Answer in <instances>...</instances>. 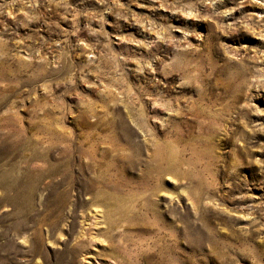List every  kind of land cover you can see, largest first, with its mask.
<instances>
[{
	"label": "rangeland",
	"instance_id": "rangeland-1",
	"mask_svg": "<svg viewBox=\"0 0 264 264\" xmlns=\"http://www.w3.org/2000/svg\"><path fill=\"white\" fill-rule=\"evenodd\" d=\"M0 264H264V0H0Z\"/></svg>",
	"mask_w": 264,
	"mask_h": 264
},
{
	"label": "bare ground",
	"instance_id": "bare-ground-1",
	"mask_svg": "<svg viewBox=\"0 0 264 264\" xmlns=\"http://www.w3.org/2000/svg\"><path fill=\"white\" fill-rule=\"evenodd\" d=\"M116 189H117V186H116ZM116 194V193H115ZM114 195V194H113ZM119 196V195H118Z\"/></svg>",
	"mask_w": 264,
	"mask_h": 264
}]
</instances>
